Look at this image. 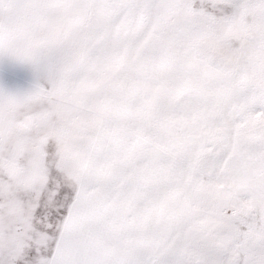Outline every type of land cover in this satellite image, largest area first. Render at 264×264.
<instances>
[{
    "label": "snow or ice",
    "instance_id": "6c2138e0",
    "mask_svg": "<svg viewBox=\"0 0 264 264\" xmlns=\"http://www.w3.org/2000/svg\"><path fill=\"white\" fill-rule=\"evenodd\" d=\"M0 264H264V0H0Z\"/></svg>",
    "mask_w": 264,
    "mask_h": 264
}]
</instances>
